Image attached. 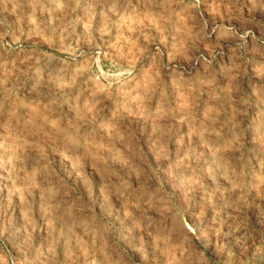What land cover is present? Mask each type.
<instances>
[{
    "label": "rangeland",
    "instance_id": "rangeland-1",
    "mask_svg": "<svg viewBox=\"0 0 264 264\" xmlns=\"http://www.w3.org/2000/svg\"><path fill=\"white\" fill-rule=\"evenodd\" d=\"M0 264H264V0H0Z\"/></svg>",
    "mask_w": 264,
    "mask_h": 264
}]
</instances>
